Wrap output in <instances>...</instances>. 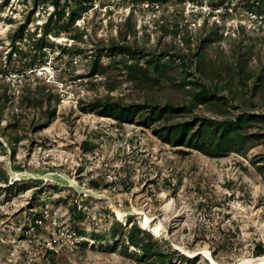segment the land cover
Here are the masks:
<instances>
[{
  "label": "rangeland",
  "instance_id": "rangeland-1",
  "mask_svg": "<svg viewBox=\"0 0 264 264\" xmlns=\"http://www.w3.org/2000/svg\"><path fill=\"white\" fill-rule=\"evenodd\" d=\"M61 4L87 9L73 24L60 21L38 49L49 0H0V264H210L205 249L220 263L256 257V245L264 244V137L246 151L211 156L165 142L157 124L121 122L94 106L98 98L141 102L150 91L160 102L187 100L189 85L174 81L176 65L166 67L170 77L150 85L131 79L124 62L144 63L142 54L180 48L195 58L206 35L208 58L236 66L240 48L241 79L230 72L249 95L264 62V1ZM133 46L141 49L135 59ZM97 52L98 72L92 69ZM29 92L42 95L44 106L26 107ZM230 104L236 115L238 102ZM248 104L264 111V97ZM48 107L56 114L44 123ZM195 113L215 114L205 106ZM18 172L29 176L13 175ZM143 215L167 232L143 228ZM144 244L166 261L143 256Z\"/></svg>",
  "mask_w": 264,
  "mask_h": 264
},
{
  "label": "trees",
  "instance_id": "trees-1",
  "mask_svg": "<svg viewBox=\"0 0 264 264\" xmlns=\"http://www.w3.org/2000/svg\"><path fill=\"white\" fill-rule=\"evenodd\" d=\"M65 1L67 2V0ZM49 2L53 8L42 26L43 31L36 38V48L38 49H42L44 46L46 35L61 25L60 21L66 19L68 25L73 24L87 9L86 4L67 10L61 4V0H49ZM200 41L198 50L192 55L195 58H191L188 52L180 48L176 52L164 50L165 53L153 52L149 56L142 54L145 59L144 63L135 61L129 63L128 60L124 62V68L128 71L131 79H137L150 85L159 84L161 77L169 76L166 67H170L171 64L176 65L175 69L178 71L179 78L174 81L182 87L189 85L187 100L177 103L168 98L164 102H160L155 98L154 92L150 91L141 102L126 103L120 99L98 98L94 108L100 114L108 115L121 122L137 120L145 126L157 124L160 127L158 131L161 138L172 146L197 149L211 156H222L233 150L246 151L258 139L264 137V111L258 112L254 106L255 102H253V106L248 104L256 97H264V62L257 69V81L249 88L250 94L248 95V91L234 81V76L230 72V67H232L231 69L236 74L240 73L241 79L244 61L240 48L235 62L236 66L233 64L229 66L227 62L220 59L208 58L209 35L204 36ZM109 50L115 53L113 46H110ZM140 51L141 49L137 46H133L129 52L131 58L138 57ZM100 55L101 53L97 52L92 65L93 71L100 70L98 67ZM166 55L171 57L166 60ZM177 61H179L178 64ZM193 66L198 69L201 77H195ZM148 87L150 86L148 85ZM232 101L238 102L240 106L236 115L229 113L230 107H233L230 104ZM22 102L26 107L40 108L44 106L43 96L36 93L29 92L23 97ZM46 103L49 104V100H46ZM201 106H205L215 114L195 113V110ZM80 107L84 111L88 109V106L85 105ZM46 112L47 119L44 123L55 117V107H48ZM13 131L14 129L11 130L12 134ZM9 142L12 146L14 145L11 139ZM135 228L148 233L137 225ZM132 241L135 245H139V241L135 238H132ZM142 248L143 256L156 255L162 261H166V254L153 250L151 244H144ZM255 255L256 257L264 255L262 242L256 245Z\"/></svg>",
  "mask_w": 264,
  "mask_h": 264
},
{
  "label": "bare ground",
  "instance_id": "bare-ground-1",
  "mask_svg": "<svg viewBox=\"0 0 264 264\" xmlns=\"http://www.w3.org/2000/svg\"><path fill=\"white\" fill-rule=\"evenodd\" d=\"M13 175L17 176V177H26L29 176L28 172H18V173H13ZM47 177H49L50 175H46ZM70 182L75 185L78 189H82L85 192L90 193V194H96V192H93L91 190H87L81 186H79L74 180L70 179ZM116 214L119 218H121L124 215V212L119 210V209H115ZM140 225L143 228H148L150 230L153 231V234L155 235H160L162 233H166L167 229L164 226V224L162 222H158V223H154V219L151 218L148 215H143L141 217L140 220ZM203 255L209 260L210 264H264V255L262 256H248V257H243L242 259L238 260L235 263H220L218 262L211 254V252L207 249L202 251Z\"/></svg>",
  "mask_w": 264,
  "mask_h": 264
}]
</instances>
